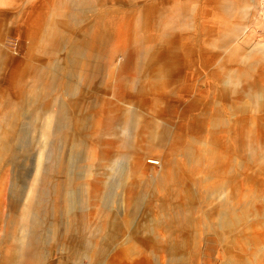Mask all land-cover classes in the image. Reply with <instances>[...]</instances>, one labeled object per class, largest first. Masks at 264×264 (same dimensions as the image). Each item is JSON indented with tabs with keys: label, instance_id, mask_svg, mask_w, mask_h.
<instances>
[{
	"label": "rangeland",
	"instance_id": "1",
	"mask_svg": "<svg viewBox=\"0 0 264 264\" xmlns=\"http://www.w3.org/2000/svg\"><path fill=\"white\" fill-rule=\"evenodd\" d=\"M64 5L59 21L53 12ZM90 32L104 34L99 69L91 70L99 101L73 111L71 88L80 79L67 51ZM57 64L66 86L45 106L54 96L63 100L87 128L61 124L45 138L44 116L26 103L35 71ZM168 64L177 77L162 75ZM20 79L23 98L16 96ZM16 108L11 154L0 165V255L15 247L2 239L6 218L10 207L20 212L39 154H60L68 133L84 155L73 170L75 202L55 224L49 202L38 212L45 221L37 228L39 264H98V257L100 264H264V9L257 0H0V135L1 119ZM129 108L137 115L130 148L122 141ZM115 160L127 175L108 190ZM176 179L184 189L168 192ZM49 184L36 183L35 191ZM106 195L114 197L108 213L118 214L120 237L110 243L102 235L92 251L91 230L109 224L98 222ZM224 208L244 216L222 231L217 212ZM56 227L73 232L60 247L49 237ZM179 238L183 246L171 254Z\"/></svg>",
	"mask_w": 264,
	"mask_h": 264
},
{
	"label": "bare ground",
	"instance_id": "2",
	"mask_svg": "<svg viewBox=\"0 0 264 264\" xmlns=\"http://www.w3.org/2000/svg\"><path fill=\"white\" fill-rule=\"evenodd\" d=\"M84 1L85 0H76L77 3H83ZM228 6L229 5H226L225 8H227ZM66 11L67 9L66 6L64 5L57 8L56 11L53 12V14H55L57 19L61 21L63 20V18L66 17ZM48 38L50 39L51 36H49ZM100 38L103 39L104 34L91 33L90 35L87 36H81L79 37V39L77 38V40L74 43L70 44L69 49L67 51V56L71 57V61H72L71 62L72 68L70 69V73L76 74V76H78L80 79L71 88L72 97L69 99V106L72 108L71 110L73 111H77V109L79 108L80 109L85 108L86 110V108L88 107L93 108L98 104L99 101L98 96L93 95V93L96 92L97 89H95L93 86L94 80L91 76V70L92 69L95 70L97 68L99 69V66L97 65L98 66L97 67L95 63V60H97V58L98 59L100 58V55L98 54L96 48L100 46L103 47L105 45L104 43L99 44L97 42V40L98 39L100 40ZM143 38L144 41L150 42V38H148L147 36H144ZM59 66L60 64L51 67L52 70L41 69L39 71L37 70L35 71V74L33 76L36 78V84H34L30 90V92L35 93V95L33 94L31 99L32 101L29 102L27 101L26 103V106L30 109V111L35 110V114L37 117L39 115L44 116L43 120L41 119L42 121L39 125V130L41 132V136L45 138L50 137L55 133H57L58 130H60L61 128L60 127L61 124L63 126L65 125L68 126V128L70 126L73 127L75 126V129L81 132L85 131L87 128L86 122H82L80 118L74 119L73 116L70 115L72 112H70V110H68V108L65 107V105L62 103L63 100L62 101L60 100L61 101L60 102L54 96L51 105L45 106L46 98L49 95H53L57 91L61 90L66 83L65 81L63 82L62 80L63 77L60 74L61 72ZM26 71H28V69H26ZM160 71L164 77L178 76V70L172 64L163 66L162 70ZM165 83H166L165 80L159 82V88H161V90L164 89V86L166 85ZM22 84H23V80L20 79L19 83L16 86V92H17L16 96L19 98L25 97L24 95L26 90L23 88ZM88 94H91L90 95L91 102L88 101L89 98L87 96ZM97 94L99 93L97 92ZM133 102L135 103V101ZM17 110L18 108H16V111H11L9 113V115L6 117L9 118V120L1 119V122L6 124V128L5 131L2 132L3 134L0 135V165L2 162H4L5 157L11 154V149H12L11 140L15 128L12 121H14L19 116V112H17ZM122 113H124V111ZM124 117L128 121H130V124H128L125 128L122 141L126 143L124 144L125 147L130 148L134 138V130H135L134 126L133 128H131V123L137 120V115L134 113V111L131 108H129L124 113ZM179 136L180 134L179 135L175 134L173 138L179 139ZM63 138H64L63 141L64 143L62 144L63 151H60L61 152L60 154L51 155V153L48 154V152L44 153V155L42 153L39 154L38 159L36 160V165H35L36 172L34 174L33 182L29 186L25 197L21 201L22 208L20 209V212L16 213L14 208L10 207L9 215H7L4 226L5 231L2 236V239L7 240L10 238L13 242H15V247L10 251V253L8 252L6 254L0 255V264H39L40 258L36 253L39 251V242H38L39 234L37 228H38V224H43L45 223V221H44V217L39 218L38 212L42 210H46L48 207L47 202H49L50 207L48 208V210L50 211L47 212L48 214L51 215L49 223L55 224L58 222L59 218L62 215H67V212L70 210V208L74 206L76 193L72 191V189L75 186L74 185L75 178L73 177V170L78 167L79 162H82L84 160V155L80 153V147H81L80 140L73 141V139H71V136L68 133L63 135ZM47 161L48 163H46ZM122 169L123 167L121 166V163L118 161H116L115 164L111 166L112 173L108 176L109 181H107L106 183V189L108 190L109 188L114 189L118 181L121 178L126 177L127 174L125 175ZM47 171L53 172L52 176L45 175ZM48 178H50V184L48 187H46L47 188L46 192L39 193L37 189L35 191L34 188L35 184L36 183L45 184ZM168 187H169L168 192L170 193L172 192L174 194H178L180 193V191L184 189L183 183L181 181H177V179L176 182H174ZM211 188L214 190L216 188L215 184L214 187ZM212 193L213 192H210V194ZM130 197L131 196H129V198ZM113 198H114L113 195L112 196L106 195L104 198H102L101 202L97 204V209L99 210L98 222L107 219V222L109 224L105 229H102L101 226L97 224L91 230V235L88 238V244L91 246L92 251L95 249L94 241H96V239H98V237H101L102 235H103L102 238H104L107 242L117 243L119 241L118 238L120 237V235L118 234V230L120 227L118 223L120 222H115V221H119V216L118 214L113 216L108 213V207L111 205ZM222 206L224 205L222 204ZM81 216L82 217L78 218V221L82 226L85 220H84V216L83 215ZM243 216H244L243 212L240 215H237L235 211L233 210L231 211L230 209L224 208V210L217 212V219L219 221L218 225L221 228V230L224 231L225 229L231 227L234 224V221L236 223L241 221ZM16 218H19L20 220L18 224L17 221L15 220ZM11 228H12V232H11ZM71 233L73 232L68 231V234ZM68 234H66V231L61 230L58 227H56L54 231L51 232L49 231L50 239L54 243H56V245H58L59 247L61 246L62 241L65 242V241H70L72 239V235L68 236ZM181 246H183V243L180 240V238L175 239L171 245L173 249V252L171 254H174V252L177 251L178 248L180 249ZM103 250L104 249H102L101 251ZM96 262L100 264L101 262L100 257L97 258ZM228 264H230V260Z\"/></svg>",
	"mask_w": 264,
	"mask_h": 264
},
{
	"label": "built area",
	"instance_id": "3",
	"mask_svg": "<svg viewBox=\"0 0 264 264\" xmlns=\"http://www.w3.org/2000/svg\"><path fill=\"white\" fill-rule=\"evenodd\" d=\"M257 2L260 5V8L264 9V0H257Z\"/></svg>",
	"mask_w": 264,
	"mask_h": 264
}]
</instances>
